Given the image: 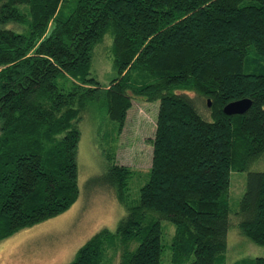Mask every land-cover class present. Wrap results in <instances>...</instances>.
<instances>
[{"label":"trees","instance_id":"obj_1","mask_svg":"<svg viewBox=\"0 0 264 264\" xmlns=\"http://www.w3.org/2000/svg\"><path fill=\"white\" fill-rule=\"evenodd\" d=\"M107 38L104 87L92 69ZM244 99L247 113H224ZM138 101L159 102L152 166L102 149L127 214L71 264H227L233 220L264 247V0H0V242L78 201L85 114L115 140ZM233 173H247L236 210Z\"/></svg>","mask_w":264,"mask_h":264},{"label":"rangeland","instance_id":"obj_2","mask_svg":"<svg viewBox=\"0 0 264 264\" xmlns=\"http://www.w3.org/2000/svg\"><path fill=\"white\" fill-rule=\"evenodd\" d=\"M112 41L105 39L95 51L93 74L108 87L115 77L113 59L110 57ZM159 102L134 103L129 111L122 134L109 141H102L103 134H111L115 124L108 118L86 113L80 124L81 142L78 154V201L64 213L23 229L0 242V264H71L79 249L102 230L115 232L126 216L125 207L117 200L114 191L103 185L107 169L102 149L116 153V162L140 173L152 166ZM102 120V121H101ZM102 128V136L99 135ZM114 134V133H113ZM112 134V135H113ZM262 166V161L254 168ZM247 173H233L231 177V204L236 210L245 189ZM165 237L170 241L175 228L165 223ZM227 264H254L264 257V247L240 235L237 221L228 236ZM111 256V255H110ZM118 264V257L114 260Z\"/></svg>","mask_w":264,"mask_h":264},{"label":"water","instance_id":"obj_3","mask_svg":"<svg viewBox=\"0 0 264 264\" xmlns=\"http://www.w3.org/2000/svg\"><path fill=\"white\" fill-rule=\"evenodd\" d=\"M253 103L249 99H244L236 102L229 103L224 108V113L231 115H243L249 111ZM210 106V102H209Z\"/></svg>","mask_w":264,"mask_h":264}]
</instances>
